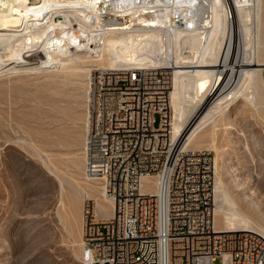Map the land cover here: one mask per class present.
I'll return each mask as SVG.
<instances>
[{"label": "bare ground", "instance_id": "1", "mask_svg": "<svg viewBox=\"0 0 264 264\" xmlns=\"http://www.w3.org/2000/svg\"><path fill=\"white\" fill-rule=\"evenodd\" d=\"M139 2L0 0V47L6 48L0 68L28 57L41 63L35 69L71 66L87 75L94 68L174 70L170 125L174 139L188 136L194 150L218 153L219 123L234 100L243 99L246 110L264 122V0ZM195 10L202 15L198 22ZM220 170L217 156L216 228L264 236V224L238 206ZM87 178L94 183L88 199L96 216V207L107 204L112 217L114 203L103 182ZM144 182L158 185L156 178ZM75 206L66 210L62 201L58 216L82 241L84 207Z\"/></svg>", "mask_w": 264, "mask_h": 264}, {"label": "built area", "instance_id": "2", "mask_svg": "<svg viewBox=\"0 0 264 264\" xmlns=\"http://www.w3.org/2000/svg\"><path fill=\"white\" fill-rule=\"evenodd\" d=\"M87 84L85 174L103 182L114 212L99 220L85 205V264H264V236L216 228L214 158L174 139L171 72L94 68Z\"/></svg>", "mask_w": 264, "mask_h": 264}, {"label": "rangeland", "instance_id": "3", "mask_svg": "<svg viewBox=\"0 0 264 264\" xmlns=\"http://www.w3.org/2000/svg\"><path fill=\"white\" fill-rule=\"evenodd\" d=\"M20 60L0 68V264H85L83 242L58 213L62 201L66 210L85 207L93 192L82 153L88 75L71 66L37 70L38 61ZM217 147L207 151L215 166L219 157L223 182L238 206L264 224V122L243 99L219 123ZM103 205L97 218L108 220Z\"/></svg>", "mask_w": 264, "mask_h": 264}]
</instances>
